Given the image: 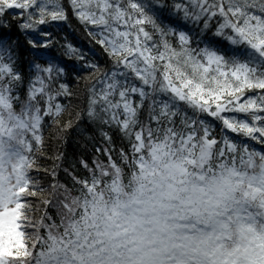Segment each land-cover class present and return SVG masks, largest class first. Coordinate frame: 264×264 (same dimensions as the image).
Here are the masks:
<instances>
[{
	"label": "snow or ice",
	"instance_id": "obj_1",
	"mask_svg": "<svg viewBox=\"0 0 264 264\" xmlns=\"http://www.w3.org/2000/svg\"><path fill=\"white\" fill-rule=\"evenodd\" d=\"M0 264H264V0H0Z\"/></svg>",
	"mask_w": 264,
	"mask_h": 264
},
{
	"label": "trees",
	"instance_id": "obj_2",
	"mask_svg": "<svg viewBox=\"0 0 264 264\" xmlns=\"http://www.w3.org/2000/svg\"><path fill=\"white\" fill-rule=\"evenodd\" d=\"M72 39H73V41H74L75 43H77V44H79L80 46L84 47L85 50H87V49L90 47V45L88 44L87 39L83 36L82 33H76V34H74V35L72 36ZM47 135H48V133H46V136H47ZM252 146L256 147L258 150L262 147V146H260V145H256V144H254V143H253ZM72 147H74V145H72V146L69 147V149H68L69 152L72 151Z\"/></svg>",
	"mask_w": 264,
	"mask_h": 264
}]
</instances>
